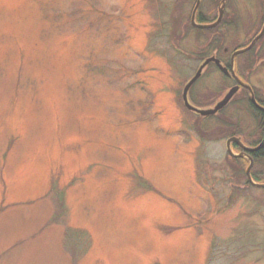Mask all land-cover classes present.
Masks as SVG:
<instances>
[{
    "label": "rangeland",
    "instance_id": "rangeland-1",
    "mask_svg": "<svg viewBox=\"0 0 264 264\" xmlns=\"http://www.w3.org/2000/svg\"><path fill=\"white\" fill-rule=\"evenodd\" d=\"M194 2L0 0V264H264V189L226 153L232 124L253 134L245 95L227 124L181 100L210 51ZM260 6L230 0L224 55L259 33ZM237 64L264 99V38ZM227 80L205 69L189 104L213 108Z\"/></svg>",
    "mask_w": 264,
    "mask_h": 264
},
{
    "label": "trees",
    "instance_id": "trees-1",
    "mask_svg": "<svg viewBox=\"0 0 264 264\" xmlns=\"http://www.w3.org/2000/svg\"><path fill=\"white\" fill-rule=\"evenodd\" d=\"M211 1L213 2V0H211ZM219 3H220V0H217L216 5H219ZM229 5H230V2H228L227 7ZM201 7L202 6H200V8H199V12H198L199 14L197 16V22L200 24H206V23L213 22L214 20L208 21L206 18H204L201 15V12H200ZM228 17L229 16L227 14H225L220 25L218 27H216L215 29H212V30L195 29L190 25V22H189L188 29L193 31L194 34L196 35V37L204 36L209 40V48H210L209 50L210 51L202 53L201 58H203V60L212 56V51H214V52H216V57L221 61V63L224 64L225 66H229L230 57L227 55H224V53H223L224 48L222 46V43H223V40L225 38H223V36H222L223 34L219 33V30L221 29V27H224L226 30H229V27L233 21H231V23H230ZM261 40H263V38ZM247 45H245L244 47H246ZM254 50H255V47L250 52L246 53L244 56L248 57L249 55H252ZM223 55H224V58H222ZM248 65L245 68L248 69L249 68ZM210 66L214 67V65H210ZM240 74H242V77H245L243 75L244 73H240ZM242 93L248 97L247 91H243ZM255 96L257 97V99H259L257 92H255ZM251 116H252V119L254 121L253 134L250 137H247L245 141L244 140L243 141L249 147H257L261 143L262 139L264 138V113H257L256 111H254L253 113H251ZM219 123H226L227 124V122H225L223 120H220ZM229 126H231V125L229 124ZM229 126H228V128H229ZM232 126L235 128V131L228 133L227 139L231 138V137H241V135H243V130L239 129L238 123L234 124V125L232 124ZM249 156L251 157V159L254 162V165H253L252 170H251V177H252L253 181L256 183H264V147L261 150H259L258 152L249 154ZM230 162L231 163L229 165L233 171H235L234 169L237 168L239 173L244 174V172L248 166L247 162H245L244 160H239V161L238 160H231Z\"/></svg>",
    "mask_w": 264,
    "mask_h": 264
},
{
    "label": "water",
    "instance_id": "water-1",
    "mask_svg": "<svg viewBox=\"0 0 264 264\" xmlns=\"http://www.w3.org/2000/svg\"><path fill=\"white\" fill-rule=\"evenodd\" d=\"M225 2L226 0H223L222 1V6L221 8L219 9V16H218V20L212 24V25H198L195 23V13H196V10L199 6V3H200V0H197V3H196V6H195V9L193 11V14H192V18H191V24L193 27L195 28H198V29H212V28H215L221 21L222 19V16H223V9H224V5H225ZM264 34V26H263V29L261 31V33L254 39V41L251 43V45L244 49V50H239V51H236L232 57H231V60L233 61V59L237 56V55H240V54H243L247 51H249L253 45L262 37V35ZM210 63H214L215 65H217V67L226 75V76H231L228 72V70L226 68H223L219 61L216 60L214 57L212 58H209L207 59L199 68V70L197 71V73L194 75V77L187 83V85L184 87L183 89V93H182V99H183V103H184V106L187 110L189 111H192L198 115H200L201 117H209V116H214L217 114V112L221 111L223 108H225L227 106V104L231 101V99L234 97V95L239 91V88L240 87H244L246 88L247 90L250 91L251 93V100H252V103L256 105V102H255V99H254V96H253V93L251 92V89L248 87V86H245L243 85L242 83L238 82V85L231 88L227 94L224 96V98L219 102L217 103V105L213 108V109H209V110H197L195 109L194 107H192L189 103H188V99H187V95H188V92L190 90V88L192 87V85L200 78L201 76V73H202V70ZM233 75V74H232ZM257 106V105H256ZM235 143L237 146L241 147L245 152H257L259 150L262 149V147L264 146V139L262 141V143L259 145V147H257L256 149H253V150H250V149H247L245 148L238 139H230L228 142H227V147L228 149L230 148V143ZM230 155L231 152H229ZM252 168V161H250V165L249 167L247 168V171H246V176L248 178V181L252 184V185H256L252 182L251 180V177H250V170ZM258 187H261V188H264V185H256Z\"/></svg>",
    "mask_w": 264,
    "mask_h": 264
},
{
    "label": "flooded vegetation",
    "instance_id": "flooded-vegetation-1",
    "mask_svg": "<svg viewBox=\"0 0 264 264\" xmlns=\"http://www.w3.org/2000/svg\"><path fill=\"white\" fill-rule=\"evenodd\" d=\"M260 2H261V6L260 7H262L263 5H264V0H260ZM262 2H263V4H262ZM228 9V8H227ZM225 10H226V8H225ZM226 12V11H225ZM225 12H224V15H225ZM234 15H236V14H232V16L234 17ZM250 70V68H248L247 69V71H249ZM238 76V75H237ZM229 80H232V79H229ZM233 81V80H232ZM250 101V100H249ZM256 103L258 104V106H259V108H256V107H254V106H252V109L254 110V111H256L257 113H264V99H261L260 97H259V99H257V97H256ZM250 103V102H249ZM253 105V104H252ZM238 149V148H237ZM238 153L239 154H244L240 149H238ZM254 163V162H253ZM257 245V244H256ZM256 245H254L253 247H249V249H250V253H251V257L250 258H252L253 257V259H254V257H255V247H256ZM263 253V252H262Z\"/></svg>",
    "mask_w": 264,
    "mask_h": 264
}]
</instances>
